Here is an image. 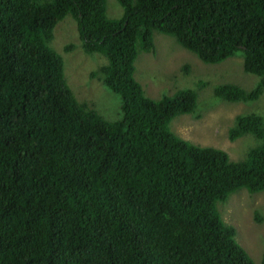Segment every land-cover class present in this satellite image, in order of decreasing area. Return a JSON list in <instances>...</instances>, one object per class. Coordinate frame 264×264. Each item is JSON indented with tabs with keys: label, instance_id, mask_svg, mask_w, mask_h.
<instances>
[{
	"label": "trees",
	"instance_id": "16d2710c",
	"mask_svg": "<svg viewBox=\"0 0 264 264\" xmlns=\"http://www.w3.org/2000/svg\"><path fill=\"white\" fill-rule=\"evenodd\" d=\"M118 1L124 15L113 19L107 0H0V264H255L219 203L240 189L264 191V114L236 117L230 140L250 133L260 143L233 160L171 129L176 116L196 112L195 89L151 98L135 63L155 50V31L206 63L242 52L260 80L214 94L258 100L264 0ZM67 15L85 52L107 58L99 72L121 96L119 119L68 84L50 46Z\"/></svg>",
	"mask_w": 264,
	"mask_h": 264
},
{
	"label": "rangeland",
	"instance_id": "374dc122",
	"mask_svg": "<svg viewBox=\"0 0 264 264\" xmlns=\"http://www.w3.org/2000/svg\"><path fill=\"white\" fill-rule=\"evenodd\" d=\"M109 18H120L124 8L118 0H107ZM155 50L140 51L135 75L146 95L159 99L179 89L193 88L198 95L195 113L176 116L170 126L174 133L195 144L226 150L233 160L246 158L248 151L260 143L252 134L235 141L229 129L240 114H264V90L258 100L230 102L217 98L215 87L234 83L246 90L253 89L260 77L244 69V53L220 63H206L197 54L183 47L175 37L154 32ZM64 60L65 76L76 97L87 102L104 118L116 120L122 116L121 96L103 83L100 68L108 61L101 53L88 54L82 46L77 21L67 15L54 30L50 41ZM72 46L67 51L66 48ZM223 219L237 228V240L248 251L255 264L262 263L264 252V191L250 193L240 189L227 201L219 203Z\"/></svg>",
	"mask_w": 264,
	"mask_h": 264
}]
</instances>
